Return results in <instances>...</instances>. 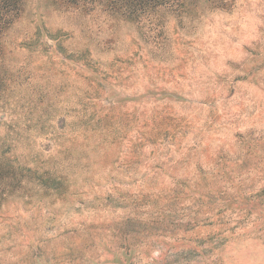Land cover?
Returning <instances> with one entry per match:
<instances>
[{
	"label": "rangeland",
	"instance_id": "obj_1",
	"mask_svg": "<svg viewBox=\"0 0 264 264\" xmlns=\"http://www.w3.org/2000/svg\"><path fill=\"white\" fill-rule=\"evenodd\" d=\"M1 46L0 264H264V0H26Z\"/></svg>",
	"mask_w": 264,
	"mask_h": 264
},
{
	"label": "trees",
	"instance_id": "obj_2",
	"mask_svg": "<svg viewBox=\"0 0 264 264\" xmlns=\"http://www.w3.org/2000/svg\"><path fill=\"white\" fill-rule=\"evenodd\" d=\"M60 2L65 6L72 5L80 9L85 7L92 9L98 5L108 13L137 21L160 7L174 10L182 7L227 10L233 0H60ZM25 3L26 0H0V61L3 54L1 39L5 30L20 19ZM11 169H13L11 162L0 157V183L3 178L2 173L10 172Z\"/></svg>",
	"mask_w": 264,
	"mask_h": 264
}]
</instances>
